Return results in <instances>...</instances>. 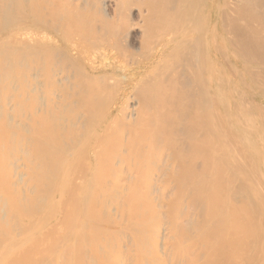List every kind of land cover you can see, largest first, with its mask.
<instances>
[{
	"label": "bare ground",
	"instance_id": "1",
	"mask_svg": "<svg viewBox=\"0 0 264 264\" xmlns=\"http://www.w3.org/2000/svg\"><path fill=\"white\" fill-rule=\"evenodd\" d=\"M262 137L264 0H0V264H264Z\"/></svg>",
	"mask_w": 264,
	"mask_h": 264
},
{
	"label": "rangeland",
	"instance_id": "2",
	"mask_svg": "<svg viewBox=\"0 0 264 264\" xmlns=\"http://www.w3.org/2000/svg\"><path fill=\"white\" fill-rule=\"evenodd\" d=\"M131 1H133V0H131ZM139 1V2H138ZM140 1L141 0H134V3H136V4H138V3H140ZM138 2V3H137ZM108 3V2H107ZM109 4V5H108ZM108 4H106V12L107 13H109V11H111L109 8H111V5H110V3H108ZM134 7V6H133ZM134 9V8H133ZM108 10V11H107ZM135 14V13H134ZM131 16V17H130ZM134 16V15H133ZM131 14H129V16H128V19L130 20V21H136L137 20V16H134L133 17ZM134 19V20H133ZM45 29H46V27L45 26H39V27H31L30 28V30H28L27 32L29 33V35L31 36H35V35H38V34H40L41 32H44L45 31ZM32 30V31H31ZM34 32H36V33H34ZM32 33V34H31ZM136 33V34H135ZM132 35H133V37H134V40L131 42V51H137V53H138V51L139 50H137L138 48H139V42H137V41H139V37H140V35H139V33L137 32V31H132ZM49 37V39L51 40V41H49V43H46V47L47 48H50V47H53V46H57L58 48H64L65 47V45H64V43H61L60 42V40L58 39V35H48ZM137 36V38H135ZM139 36V37H138ZM55 38V39H54ZM138 39V40H137ZM53 40V41H52ZM55 40V41H54ZM54 43H56V44H54ZM137 43V44H136ZM54 44V45H53ZM137 47V48H136ZM140 49V48H139ZM145 49H147V50H145ZM141 50V49H140ZM143 50H145V52L144 53H141L140 54V51H139V54H137V56H136V60H138V61H141L142 63H144L146 60L145 59H147L148 58V55H146L147 53L149 54L150 52H147L148 51V48L146 47V48H143ZM143 50H141V51H143ZM69 51H70V53L72 54V57H74L73 58V60L75 61V63H78L79 65H88V63L89 62H94V63H97L98 62V59H96V58H89L88 59V61H86V63H84L85 61L83 60V58H81L80 56H78L77 54H76V52L75 51H72V50H70L69 49ZM133 51V53H135ZM145 55V58L143 57V59H142V56L143 55ZM141 56V57H140ZM141 58V60H140V58ZM91 59H92V61H91ZM97 61V62H96ZM130 61L128 60V61H126V60H120L119 61V65L121 66V68H123V72L125 71V72H127L128 71V69L129 68H132L133 66H136V64H132V62H130ZM84 63V64H83ZM128 63H129V65H128ZM127 66H129V67H127ZM151 66L152 65H150L149 66V69L151 68ZM160 66V65H159ZM128 69H127V68ZM157 68V70L159 69L158 67H156ZM155 71H153V73H157V70L156 69H154ZM153 73H152V75H153ZM155 77V76H154ZM156 77H157V75H156ZM40 79V78H39ZM38 79V80H39ZM43 78H41V80H42ZM36 81H37V79H36ZM43 82H44V80H42ZM38 83V82H37ZM42 85H41V84ZM40 83H38L39 84V86L41 85V87L40 88H42V89H40L41 90V92L43 93V91H45V84L44 83H42L41 81H40ZM43 84H44V86H43ZM59 85V84H58ZM57 85V86H58ZM237 85V86H236ZM235 86H236V88H238L237 90H240L242 87H241V85L238 83V84H236ZM59 87H60V85H59ZM44 88V89H43ZM235 88V89H236ZM59 89H61V88H59ZM57 91H59V90H57ZM32 95L33 94H31V97H32ZM226 95V94H225ZM226 96H228V97H231V94L229 95H226ZM238 96V95H237ZM30 100V99H29ZM29 102V101H28ZM31 103H33V102H31ZM31 103H29L31 106H32V104ZM41 108V106H38V107H33L34 108V111H36V108H37V111H38V109H39V111H40V108ZM16 108V110H17V107H15ZM30 108H32V107H30ZM43 109V108H42ZM41 109V110H42ZM44 110V109H43ZM15 111V110H14ZM43 112H45V110L43 111ZM16 113V112H15ZM37 113H39V112H37ZM121 116L122 115H120L119 116V118H121ZM39 117H40V114H39ZM41 117H43V115L41 116ZM118 122H121V121H118ZM41 125V124H40ZM44 126V125H43ZM259 126H261V125H259ZM263 137L262 138H259L258 139V143H257V148L260 150V152H259V154L258 155H261V156H263V154L264 153H261V152H263L262 151V149H264V143H263ZM262 142V143H261ZM261 143V144H260ZM226 147L225 148H228V146L227 145H225ZM261 156H259V159L261 158ZM256 161V160H255ZM255 164H257V165H255L256 167H258V163H257V161L255 162ZM243 171V170H242ZM244 172V171H243ZM261 175V174H260ZM238 179V178H237ZM264 179V178H263ZM237 182L240 184V186H242V181L241 182H239V180H237ZM264 183V182H263ZM73 185V184H72ZM238 185V184H237ZM70 186V185H69ZM239 186V185H238ZM263 186V187H262ZM262 188H264V185L262 184ZM237 187V186H236ZM70 188V187H69ZM238 188L239 187H237L236 188V200H237V202L236 203H239V206L237 205L236 207H237V209H239L240 207H241V209H239L240 211H245L246 213L244 214L245 216H246V218H243L242 216H243V214H240L239 212V214L237 215V217L238 216H240L239 218L241 219H239L240 221H239V223L241 222H243V226H242V224H240L241 225V227H243V232H247V230H248V232H249V226H250V228H251V224H253V226L254 225H262V226H260L261 228L264 226V210H263V208L262 207H264V202L263 203H261L262 202V200L264 199V197H263V199L261 200V198L259 199H254V201H252L251 200V204L248 206V205H246L248 202H246L248 199V197L246 196V199L244 198L243 199V197L245 196V195H240L238 192ZM73 189H74V185H73ZM242 189V187H240V190ZM237 193L240 195V197H239V195H237ZM238 197L240 198V199H238ZM240 200H242V201H240ZM257 200H259V201H261V202H259V201H257ZM264 201V200H263ZM240 202H242V203H240ZM249 202H250V199H249ZM263 204L262 206H259V204ZM195 204H196V202L195 201H191V205L194 207L195 206ZM249 204V203H248ZM258 207H261L260 209H258ZM258 209V210H257ZM261 209L263 210V211H261ZM190 210V209H189ZM259 210L261 211V212H263L262 214H263V216H259V215H262V214H260V212H259ZM191 211L193 212V210L191 209ZM191 211H190V213H191ZM238 211V210H237ZM251 211H252V214L254 215V216H252L250 213H251ZM254 213H257V214H259L258 215V217L256 216V214H254ZM255 217H257V219H255ZM238 219V218H237ZM252 220L253 221H255V223H257V224H254V222H252ZM256 221H258V222H256ZM252 222V223H251ZM245 225V226H244ZM246 226H247V230L245 229L246 228ZM260 227H257V228H260ZM260 228V229H261ZM242 229V228H241ZM256 229V228H255ZM246 230V231H245ZM257 230V229H256ZM264 230V229H263ZM250 231L253 233V231H254V227H252L251 229H250ZM247 232V233H248ZM254 232H257V231H254ZM246 233V235L249 237V236H253L254 234H252V235H248ZM256 235V234H255ZM257 235H259V234H257ZM256 235V236H257ZM254 237V236H253ZM246 240V239H245ZM257 240L258 241H262L261 243H263V245L262 244H260L261 246L260 247H262V249H264V235H259L258 237H257ZM261 255V253L259 252V251H257L256 252V257L257 256H260Z\"/></svg>",
	"mask_w": 264,
	"mask_h": 264
}]
</instances>
